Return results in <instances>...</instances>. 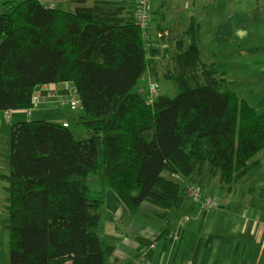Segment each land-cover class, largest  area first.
I'll return each mask as SVG.
<instances>
[{
	"label": "trees",
	"instance_id": "16d2710c",
	"mask_svg": "<svg viewBox=\"0 0 264 264\" xmlns=\"http://www.w3.org/2000/svg\"><path fill=\"white\" fill-rule=\"evenodd\" d=\"M73 1V13L40 0L8 1L0 13V111L31 109L39 86L60 83L75 91L92 133L77 140L62 123H11L10 264H107L112 247L99 235L106 186L132 212L144 202L167 212L184 203L173 176L192 179L207 165L224 186L264 150V97L254 107L223 89L195 40L183 49L175 38L166 77L181 92L143 96L135 88L159 51L133 11Z\"/></svg>",
	"mask_w": 264,
	"mask_h": 264
},
{
	"label": "crops",
	"instance_id": "0c3cea01",
	"mask_svg": "<svg viewBox=\"0 0 264 264\" xmlns=\"http://www.w3.org/2000/svg\"><path fill=\"white\" fill-rule=\"evenodd\" d=\"M40 1L68 13H73L79 5L73 0ZM202 1L206 7L210 4L214 9L209 20L198 17L200 13L191 15L190 25L182 33L171 35V42L168 43L167 37L164 44L157 47L155 42L148 41V32L146 40L159 53L154 57L155 70L149 67L147 71H151L153 77L158 73L156 78L174 82L166 74L174 68L172 55L176 39L182 40L183 49L195 40L203 63L215 64L219 77L224 80L223 89L236 92L240 99L257 107L264 97V0ZM7 2H2L4 9L0 13L4 12ZM100 3L134 9L131 0H89L84 5ZM206 29L208 35L202 38L201 31ZM188 31L191 35L186 34ZM155 37L157 39V32ZM162 48L169 50L164 54ZM164 60L168 65L161 72ZM46 86L50 95L44 97L43 92L36 107L29 112L26 109L8 111V121L6 113L0 111V131L6 124L10 127L12 122L26 120L68 123L70 129L69 114L83 111L80 99L77 97L80 106L74 107L70 98L76 93L67 96L60 83ZM151 86L155 87L156 95L161 94V88ZM79 108L82 110H77ZM257 160L258 164L245 176L224 186L220 185L218 174L208 172L207 165L197 170L192 179L173 176L181 189L184 188V203L167 212L149 202L132 212L120 196L106 186L99 235L112 247L107 264H264V150ZM96 182L95 178V187ZM191 182L204 191V196L216 201V207L208 209L201 198L191 196L187 190Z\"/></svg>",
	"mask_w": 264,
	"mask_h": 264
},
{
	"label": "rangeland",
	"instance_id": "374dc122",
	"mask_svg": "<svg viewBox=\"0 0 264 264\" xmlns=\"http://www.w3.org/2000/svg\"><path fill=\"white\" fill-rule=\"evenodd\" d=\"M19 2L20 0H1L0 2V11L3 10L2 2ZM150 0V10L152 12V22L149 26V38L148 41L157 47H160L164 44L165 39H168L171 42L173 36L182 33L190 25L191 15H198L206 20H209L210 12L214 10L210 4H203L204 1L197 0L193 2L192 0ZM3 8V9H2ZM169 32H167V31ZM157 32V39L155 34ZM208 30L201 31V37L204 38L208 35ZM167 33V34H166ZM171 33V34H170ZM159 34H162L161 37H158ZM199 35V31L197 32ZM170 38V39H169ZM175 41V40H174ZM189 45V44H188ZM162 48V53H167L169 50ZM164 51V52H163ZM165 59V58H164ZM167 62L164 60L161 62V72L166 69ZM168 65V64H167ZM160 72V74H161ZM156 76V75H155ZM153 77L151 71H147L146 74L138 82L135 91L140 93L143 96L148 95V97L154 98L156 96V91H152L151 85L161 88V94L174 97L181 92L180 86L168 80H165L164 77L158 79ZM152 83V84H151ZM63 85V84H62ZM47 88H49L47 86ZM64 89V88H62ZM49 90V89H48ZM44 91L41 92L42 95ZM49 92V91H47ZM47 92L44 94V97H48ZM160 92V91H159ZM51 95H53L51 91ZM69 96V93H67ZM33 97V96H32ZM42 96H40V99ZM33 104V102H32ZM34 107H36L34 105ZM29 112V109H26ZM77 110H82L81 108ZM7 112V111H6ZM84 115L83 111L71 112L69 114L68 120L71 124L70 131L74 134L77 140H85L92 137V133L88 131L83 124L80 123V117ZM10 121V119H8ZM10 127L9 124L5 125L3 131H0V264H10L9 260V228L7 224L8 218V207H9V192L7 190L9 182L7 177L10 173ZM90 186L95 187V177H90ZM204 199H202L203 201ZM216 202V201H215Z\"/></svg>",
	"mask_w": 264,
	"mask_h": 264
},
{
	"label": "built area",
	"instance_id": "2783aa9c",
	"mask_svg": "<svg viewBox=\"0 0 264 264\" xmlns=\"http://www.w3.org/2000/svg\"><path fill=\"white\" fill-rule=\"evenodd\" d=\"M132 1V5L134 7L133 9V18L134 21L136 22V24L145 31V36H148V28L152 22V13L150 11V0H131ZM49 88H47L46 85H42L40 87L39 92H37L36 94L33 95L32 97V102L33 105H37L38 102L40 101V94L42 91L47 92ZM152 91L155 92V87L152 86ZM75 94V91L72 93ZM47 95L49 96L50 93L47 92ZM152 98V97H150ZM70 102L74 107L80 106V101L76 96H73L72 98H70ZM7 115V119H9L8 116V111L5 112ZM64 127H68L69 124L68 123H63ZM188 191L190 193L191 196H193L194 198H201L204 199L203 205L208 208V209H212L214 207H216V202L213 201L211 198H208L206 196H204L203 194H201L196 187L193 186H189L188 187Z\"/></svg>",
	"mask_w": 264,
	"mask_h": 264
}]
</instances>
